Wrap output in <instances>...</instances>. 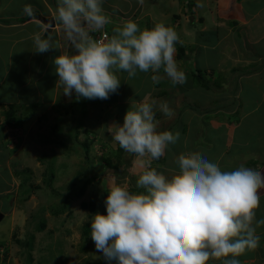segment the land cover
<instances>
[{
  "label": "crops",
  "instance_id": "crops-1",
  "mask_svg": "<svg viewBox=\"0 0 264 264\" xmlns=\"http://www.w3.org/2000/svg\"><path fill=\"white\" fill-rule=\"evenodd\" d=\"M160 1L144 0L141 5L138 0H103L102 7L111 23L102 31L110 37L113 28L122 27L128 20L136 22L140 29H151L161 22L174 28L182 41L175 45V59L187 81L173 85L164 77L154 84L151 77L155 73L151 71H138L134 78L117 71L119 89L104 100L116 108V115H110L113 121L117 122L118 114L123 121L125 113L150 93V99L167 101L175 111L171 119L157 113L158 131L180 133L179 140L153 162L158 171L169 175L166 170L176 167L174 161L178 155L189 151L201 153L224 171L241 165L264 170V0H163L168 7H161L158 12L155 5ZM57 3L58 0H0V165L9 161L8 168H2L7 175L10 171L15 175L14 171L17 174L22 171L23 161L16 164L10 155L11 151L18 155L27 134L18 136V129L4 124V115L10 108L15 117L22 119L21 130L24 126L26 131H31L29 114L39 121L40 114L56 103L64 106L86 100L77 101L75 93L65 100L58 84L54 59L62 52L71 54L74 50L68 47L62 26L56 20ZM25 5L32 6V16L24 13ZM43 18L47 19L45 23ZM41 26L48 29L53 48L36 53L32 36L41 31ZM91 35L95 39L97 33ZM198 75L204 84L197 79ZM43 106L46 108L41 111ZM66 115L67 112L63 119ZM38 131H43L42 126ZM127 155L128 169L117 183L127 184L131 192L143 191L136 187L138 173L134 157ZM120 161L112 160V163L124 162ZM111 177L101 178L108 184ZM13 191L14 188L12 194ZM4 193L10 194L8 189ZM260 196L256 220H264V189L260 190ZM11 223L12 228H18ZM256 234L260 238L259 246L236 257L240 264H264V225L256 229ZM105 262L98 264H109ZM210 263L221 264V261Z\"/></svg>",
  "mask_w": 264,
  "mask_h": 264
},
{
  "label": "clouds",
  "instance_id": "clouds-1",
  "mask_svg": "<svg viewBox=\"0 0 264 264\" xmlns=\"http://www.w3.org/2000/svg\"><path fill=\"white\" fill-rule=\"evenodd\" d=\"M143 5L144 0H138ZM103 0H58L56 20L71 54L62 52L54 59L58 84L64 96L106 100L117 93L124 71L129 78L138 71L155 73L154 84L167 77L173 85H183L187 76L175 59L177 43H182L174 28L156 23L140 29L128 20L113 34L94 39L111 23ZM24 13L34 14L31 5ZM48 29L32 36L34 51L53 48ZM162 72V75H161ZM151 94L128 110L123 123L106 127L120 149L134 157L138 177L131 192L127 184L117 183L112 175L107 184L106 215L92 216L91 238L107 262L117 264H240L236 257L259 246L256 220L260 190L264 189V170L243 165L224 171L201 153L178 155L169 175L153 167L165 155L180 133L158 131L157 113L171 119L174 109L167 101L150 99ZM187 144V141H185ZM231 257V258H229Z\"/></svg>",
  "mask_w": 264,
  "mask_h": 264
},
{
  "label": "rangeland",
  "instance_id": "rangeland-1",
  "mask_svg": "<svg viewBox=\"0 0 264 264\" xmlns=\"http://www.w3.org/2000/svg\"><path fill=\"white\" fill-rule=\"evenodd\" d=\"M156 6L159 12L167 5L162 0ZM114 110L113 104L99 98L64 106L56 103L40 114L39 121L28 115L31 131L24 126L22 130L18 128V136L27 134L22 150L16 156L11 151L10 159L16 164L23 161L22 171L7 175L3 169L8 168L9 161L0 165V264L106 263L95 247L91 231L84 235V226H90L92 216L103 215L106 210L107 181L104 177L90 183L87 180L95 173L100 158L117 160V143L106 132V127L114 122ZM117 119L116 123H123L119 114ZM39 126L43 131H38ZM76 130L80 133L75 139ZM86 140L93 143L89 145L88 157H83L79 144ZM16 142L20 143L18 139ZM22 178L28 179L25 188L30 191L26 194L22 193ZM82 186L85 190L79 195L77 191ZM7 189L10 194L4 193ZM40 220L45 226L38 232ZM11 221L18 228H12Z\"/></svg>",
  "mask_w": 264,
  "mask_h": 264
},
{
  "label": "trees",
  "instance_id": "trees-1",
  "mask_svg": "<svg viewBox=\"0 0 264 264\" xmlns=\"http://www.w3.org/2000/svg\"><path fill=\"white\" fill-rule=\"evenodd\" d=\"M200 80L201 83L204 84V82L201 80V75H198V78ZM4 124L7 125V126H10L11 129H14V130H17L18 128H21L22 127V119L20 118H17L14 116V111L13 109H9V112L8 113H5L4 115ZM86 133V131L84 132ZM75 139L77 138V134H78V130L75 131ZM85 143L83 144H79L80 147H81V150H82V156L83 157H88V153H89V145L92 144V140H89V142L86 140L84 141ZM117 152H116V159L118 160H121L120 163L122 161V164H116V163H112V160H109V159H106V158H100V160L97 162L98 164V167L97 169H95V173L88 178L87 180V183H90L92 182L93 180H95L96 178L98 177H106V176H112L113 174L116 175L117 179L119 178H123L124 177V174H126V170L128 169V163H126V160L129 158L127 153L123 150V149H120L119 146L117 145ZM124 154V155H123ZM131 155V154H130ZM89 159V158H88ZM88 159L85 161V162H88ZM28 179L26 178H22L21 180V184H22V187L25 188L26 187V183H27ZM85 190V187L82 186L80 187V189L77 191V193L79 195L83 194ZM30 190L29 188H25L23 190V194H26L28 193ZM93 209L94 211V208L92 207L91 210ZM42 220V219H41ZM39 221L37 224L39 226H37V230L38 232L42 231L44 229V226H45V223L44 221ZM90 226L88 224H85L84 226V235L85 236H88L90 234Z\"/></svg>",
  "mask_w": 264,
  "mask_h": 264
},
{
  "label": "built area",
  "instance_id": "built-area-1",
  "mask_svg": "<svg viewBox=\"0 0 264 264\" xmlns=\"http://www.w3.org/2000/svg\"><path fill=\"white\" fill-rule=\"evenodd\" d=\"M105 35L108 36V34H107L106 32L101 31V32L97 33L95 39H98V40H99V39H103V38L105 37Z\"/></svg>",
  "mask_w": 264,
  "mask_h": 264
},
{
  "label": "water",
  "instance_id": "water-1",
  "mask_svg": "<svg viewBox=\"0 0 264 264\" xmlns=\"http://www.w3.org/2000/svg\"><path fill=\"white\" fill-rule=\"evenodd\" d=\"M44 23L47 21V19H44L42 20ZM52 25V23H50ZM2 215H0V219H1Z\"/></svg>",
  "mask_w": 264,
  "mask_h": 264
}]
</instances>
